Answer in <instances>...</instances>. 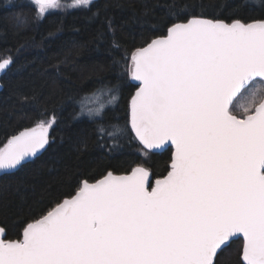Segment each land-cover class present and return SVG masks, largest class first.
<instances>
[{
  "label": "snow or ice",
  "instance_id": "1",
  "mask_svg": "<svg viewBox=\"0 0 264 264\" xmlns=\"http://www.w3.org/2000/svg\"><path fill=\"white\" fill-rule=\"evenodd\" d=\"M32 2L41 19L64 7L60 0ZM92 4L73 0L68 7ZM130 61L126 70L141 82L130 102V131L147 150L171 142V171L154 187L144 167L83 181L74 196L28 224L22 240L0 239V264H217L238 234L240 264H264V19L192 17L137 48ZM12 63L4 59L0 70ZM86 95L77 118H90L97 139L115 147L119 126L107 115L114 89ZM55 123L53 115L13 136L0 149V170L50 147Z\"/></svg>",
  "mask_w": 264,
  "mask_h": 264
},
{
  "label": "trees",
  "instance_id": "2",
  "mask_svg": "<svg viewBox=\"0 0 264 264\" xmlns=\"http://www.w3.org/2000/svg\"><path fill=\"white\" fill-rule=\"evenodd\" d=\"M35 13L32 0H0V60L13 61L2 77L0 149L41 120L56 118L50 147L18 170H0V225L9 240L21 239L28 223L72 196L84 180L137 165L150 169L153 179L164 176L173 149L149 151L130 131L129 103L138 86L126 70L131 54L191 17L264 19V0H97L89 8L51 11L42 19ZM17 16L27 22L19 24ZM104 87L117 95L107 110L119 126L115 147L112 139H97L90 118L76 116L86 94ZM242 246V239L233 241L217 264H240Z\"/></svg>",
  "mask_w": 264,
  "mask_h": 264
},
{
  "label": "water",
  "instance_id": "3",
  "mask_svg": "<svg viewBox=\"0 0 264 264\" xmlns=\"http://www.w3.org/2000/svg\"><path fill=\"white\" fill-rule=\"evenodd\" d=\"M93 1H97V0H93ZM195 17H198V18H205V19H212V18H208V17H201V16H195ZM192 18V17H191ZM190 19V18H189ZM213 20H222V19H213ZM258 20H262V19H257V20H253V21H249V22H245V21H242V20H240L241 22H245V23H252V22H255V21H258ZM222 21H224V22H226V23H231V22H233V21H231V22H227V21H225V20H222ZM235 21V20H234ZM183 22H187V20L186 21H180V22H177V23H183ZM172 26V25H171ZM170 26V27H171ZM169 27V28H170ZM168 28V29H169ZM168 34V30H167V32H166V34H164V35H161V36H158V37H155V38H153L152 40H154V39H156V38H159V37H164V36H166ZM151 40V41H152ZM150 41V42H151ZM149 42V43H150ZM148 44V43H147ZM146 44V45H147ZM146 45H144V46H146ZM144 46H142V47H144ZM140 48V47H139ZM135 52V51H134ZM133 52V53H134ZM132 53V54H133ZM132 54H131V56H132ZM131 58V57H130ZM4 59H10V58H4ZM4 59H2V60H0V62H2ZM12 60V59H11ZM131 62V61H130ZM12 66V64L6 69V70H0V91H2L3 90V83H2V77L7 73V71L9 70V68ZM130 77H131V80L136 84V85H138L137 86V88H136V90H135V92H134V94L132 95V97L135 95V93L138 91V89H139V87L141 86V82H139V81H137V80H135L131 75H130ZM257 79H259V78H257ZM132 97H131V99H132ZM131 99H130V102H131ZM129 106H130V103H129ZM20 133H18V134H16L15 136H17V135H19ZM138 139V138H137ZM11 140V139H10ZM9 140V141H10ZM140 142V141H139ZM141 143V142H140ZM8 144V143H7ZM142 144V143H141ZM144 147V146H143ZM168 148H172L173 150H172V160H171V163H170V170L169 171H171V165H172V161H173V158H174V154H175V146L173 145V144H171V142H168V143H166L165 145H162V146H160L159 148H157V149H153V150H149V151H152V152H163V151H165L166 149H168ZM43 150L44 149H42V150H40L37 154H36V156H38V155H40L42 152H43ZM36 156H34V157H30V158H28L27 159V162L26 163H28V162H30L31 160H33ZM26 163H24V164H26ZM23 164V165H24ZM21 167V166H20ZM20 167H17L16 169H3L4 171H15V170H18ZM137 167H144V168H146L148 171H149V173H150V176H149V181H150V183H151V185L154 187L155 186V183H156V181L157 180H162L164 177H166L167 175H168V173H169V171L164 175V176H161V177H158V178H155V179H153V174H152V172H151V170L150 169H148L147 167H145V166H143V165H137V166H135L134 168H132L129 172H125V173H115V172H113V171H109V172H111L113 175H116V176H127V175H130L131 173H132V171L135 169V168H137ZM108 172V173H109ZM108 173H106L104 176H102V177H100V178H98V179H96V180H94V181H88V180H86V181H88L89 183H95L96 181H98V180H101V179H103L105 176H107V174ZM85 181V180H84ZM83 183V182H82ZM82 186V185H81ZM79 190V189H78ZM77 190V191H78ZM76 191V192H77ZM76 192L72 195V196H74L75 194H76ZM71 196H69V197H66V198H64V199H67V198H70ZM63 199V200H64ZM62 200V201H63ZM61 201V202H62ZM60 202V203H61ZM47 214V213H46ZM45 214V215H46ZM42 217V216H41ZM40 217V218H41ZM39 219V218H38ZM35 221V220H34ZM34 221H31L30 223H32V222H34ZM30 223H28V224H30ZM28 224L26 225V227L28 226ZM26 227L24 228V230L26 229ZM0 229H3V232L2 233H0V239H3V240H9V239H6V230L0 225ZM24 230H23V232H22V237H21V239H14V240H22L23 239V233H24ZM239 235V238H233L229 243H228V246L233 242V241H235V240H238V239H242L243 240V237H242V234H238ZM223 247V246H222ZM225 247H223V249H224ZM221 251H219L218 252V254L220 253Z\"/></svg>",
  "mask_w": 264,
  "mask_h": 264
},
{
  "label": "rangeland",
  "instance_id": "4",
  "mask_svg": "<svg viewBox=\"0 0 264 264\" xmlns=\"http://www.w3.org/2000/svg\"><path fill=\"white\" fill-rule=\"evenodd\" d=\"M60 3H61L62 5H64V7H63V9H58V10L71 9L70 7H68V5H71V4L73 3V0H60ZM58 10H50L49 12H51V11H58ZM49 12H48V13H49ZM254 86H255V85H254ZM254 86H253V87H254ZM249 95H250V90H249L248 92H245L244 94H242L241 96H239V97L237 98V101H236V103H237V110H239V105H240V104H243V103H246V102H247V98H248ZM105 98H106V97L102 96V97H101V102L106 103V99H105ZM90 99H91V97H87V98L85 99L84 103H85V102H88ZM92 106H97V105H92Z\"/></svg>",
  "mask_w": 264,
  "mask_h": 264
}]
</instances>
